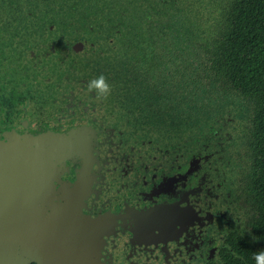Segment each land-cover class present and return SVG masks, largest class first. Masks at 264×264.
Wrapping results in <instances>:
<instances>
[{
  "label": "flooded vegetation",
  "instance_id": "af4514ba",
  "mask_svg": "<svg viewBox=\"0 0 264 264\" xmlns=\"http://www.w3.org/2000/svg\"><path fill=\"white\" fill-rule=\"evenodd\" d=\"M251 1L0 0V139L77 131L98 264H264L263 96L220 47Z\"/></svg>",
  "mask_w": 264,
  "mask_h": 264
},
{
  "label": "water",
  "instance_id": "95a60500",
  "mask_svg": "<svg viewBox=\"0 0 264 264\" xmlns=\"http://www.w3.org/2000/svg\"><path fill=\"white\" fill-rule=\"evenodd\" d=\"M77 131L0 139V264H98L107 218L82 211L78 185L59 179Z\"/></svg>",
  "mask_w": 264,
  "mask_h": 264
},
{
  "label": "trees",
  "instance_id": "16d2710c",
  "mask_svg": "<svg viewBox=\"0 0 264 264\" xmlns=\"http://www.w3.org/2000/svg\"><path fill=\"white\" fill-rule=\"evenodd\" d=\"M248 6L233 22L227 42L220 47L232 57L226 63L236 65L235 83L263 96L264 103V0H252Z\"/></svg>",
  "mask_w": 264,
  "mask_h": 264
},
{
  "label": "clouds",
  "instance_id": "9594fccd",
  "mask_svg": "<svg viewBox=\"0 0 264 264\" xmlns=\"http://www.w3.org/2000/svg\"><path fill=\"white\" fill-rule=\"evenodd\" d=\"M88 88L89 89H96V90H98V94H102V95H107L108 91H109V85L107 83H105V78L103 75H101L98 78L90 81L88 84ZM262 256H264V254H262ZM261 258L262 257H257L258 261Z\"/></svg>",
  "mask_w": 264,
  "mask_h": 264
}]
</instances>
